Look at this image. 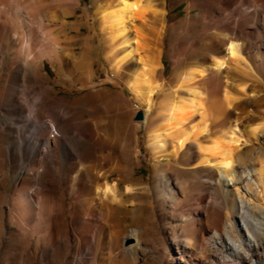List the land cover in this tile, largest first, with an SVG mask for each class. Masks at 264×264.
Wrapping results in <instances>:
<instances>
[{
    "label": "bare ground",
    "instance_id": "6f19581e",
    "mask_svg": "<svg viewBox=\"0 0 264 264\" xmlns=\"http://www.w3.org/2000/svg\"><path fill=\"white\" fill-rule=\"evenodd\" d=\"M92 1L98 32L88 25L91 35L81 38L84 22L67 23L79 0H0V264H123L118 248L130 264L148 248L157 255L166 251L170 261L158 257L159 264H172L174 247L161 238L154 242L153 230L131 229L128 235L121 216L134 206L128 199L135 194L129 179L132 153L140 154L141 128L153 161L201 169L205 188L217 196L201 213L198 228L192 221L183 239L173 235L178 258L204 264L202 257L189 261L195 234L199 249L221 252L214 264H264V214L253 213L242 196L237 201L229 190L232 183L237 192L242 188L239 195L261 188L256 197L264 196V90L259 85L264 81V0H188V15L199 13L179 26L200 23L204 49L195 64L189 63L196 67L180 75L173 95L159 96L165 112L154 121L155 96L162 90L156 76L167 31L164 11L156 0ZM97 34L108 77L121 80L142 111L143 119L134 117L139 123L132 130L112 123L118 113L100 110L96 94H89L87 107L79 99L52 96L58 92L55 86L72 87L73 81L96 88L97 59L91 57ZM148 51L157 54L152 61L143 56ZM45 62L56 74L54 81ZM248 145L251 154L244 158ZM120 183L127 184L125 193ZM153 186L171 199L170 209L177 206L167 172ZM129 237L136 244L124 245Z\"/></svg>",
    "mask_w": 264,
    "mask_h": 264
},
{
    "label": "rangeland",
    "instance_id": "374dc122",
    "mask_svg": "<svg viewBox=\"0 0 264 264\" xmlns=\"http://www.w3.org/2000/svg\"><path fill=\"white\" fill-rule=\"evenodd\" d=\"M241 0H236V3H240ZM105 0H98V4H105ZM156 3L159 5L158 7L164 11L165 15V23L167 26L166 35L163 41V50L158 59L160 63V68L158 69L157 74V81L162 83V90L161 92L155 96L166 98L165 100L170 98L173 95L174 88L178 83L180 75L183 71H186V68H191L195 62V56L199 54V51L204 49L203 37H202V30L200 23H190L189 26H179L182 22H184L188 17H193L199 13V10L191 11L190 15L187 12V5L188 0H156ZM96 11V6L92 0H79V6L77 13L68 19V25L77 24L81 21L84 22L85 26L81 32V38L86 37V35L92 33L89 30L88 25L91 26L93 29L97 30V22H94V13ZM89 13V16H87ZM198 24V25H197ZM98 32V30H97ZM76 33H73L75 35ZM196 43V46L193 44ZM101 44V40L99 34H97L95 39V47L96 53L91 57L93 60L97 59L95 62V70L94 74L95 77L92 83L96 84V88L91 90L85 88L86 83L83 84L81 81H73L72 87L67 85H57L55 89L58 91L57 93H53L52 96L56 98H62L67 100H74L79 99L85 107L90 105L89 101V94H96L98 95L97 103L99 104L100 110H108L109 112H116L118 116L115 118L112 123L117 125H127L128 127H135L139 122L134 121V117L136 113L139 111L135 108V101L131 98L129 91L123 85L121 80H111L108 76V67L104 63L103 59L100 56V48L98 47ZM77 46H80L78 44ZM77 46L75 48L77 49ZM79 52V50H76ZM155 51H148L143 54V56L150 61H152ZM149 55V56H148ZM157 56V54H156ZM148 57V58H147ZM190 62L194 64H189ZM192 67V68H194ZM44 70L49 74V76L54 81L56 78V74L53 71L51 65L48 62L44 63ZM189 70V69H188ZM91 79H87L90 81ZM260 86L264 90V81H260ZM87 87V86H86ZM71 88V89H70ZM70 89L71 92H63V90ZM121 96L122 100H118ZM262 99H264V91L261 93ZM157 99L159 103L156 105L153 117L151 118L153 121L160 117L165 111L160 104H163L164 99L160 98ZM160 100L162 102H160ZM113 103V104H112ZM121 103V105H120ZM119 104V105H118ZM118 105V106H117ZM261 109L264 110V100L263 104L260 106ZM253 107H250L248 110L251 111ZM164 111V112H163ZM142 112V111H141ZM156 118V119H155ZM252 115L249 116V119H253ZM195 120H199L195 117ZM259 123L260 121L256 119ZM218 130V128H217ZM210 133L209 136H213L214 132ZM138 146L140 147V154L138 157L135 153H132V176L129 179V185L134 186L135 194L131 197H128L129 200L134 202V206L123 209L121 216H125L123 223L127 224V229L125 230L128 235L130 234L131 229H140L142 231L146 230H153L155 231L156 235H154V242H159V238L164 239L166 245L171 246L174 251V260L172 264H184L179 258L178 253L176 252L175 245L172 242L173 235H177L181 239H183L185 235V230L188 228L193 221V224L196 225L198 228L200 223H202V219L200 218L201 213L206 211V206L214 205L217 200V196L214 191L211 189L208 191L203 184V179L201 176L204 174L201 169H191L188 165L180 164L176 161L168 162V161H153L151 156L148 153V149L146 146V139H147V132L144 129H139L138 133ZM204 135V134H203ZM263 138L260 139L262 141V148L264 149V132L261 134ZM136 138H133V144L136 146ZM134 149V148H132ZM252 149L251 146H247L242 151L243 157L247 158ZM118 156V153H115V157ZM163 172H167L169 177H171L173 181V190L175 198L177 201V206L173 209H170V204L172 203L171 199L166 196L165 191H162L158 188L153 186V181L156 179L160 174ZM254 180V179H253ZM248 181H250V177H248ZM229 186V190L235 196L237 201L242 199L247 202L249 205L250 210L253 213H260L262 208L260 206V199L264 198L256 197L261 188H255V194H250L249 192L243 195H239L242 193V188L239 189L237 192L238 186L235 184ZM125 183H120L119 189L121 193L126 192ZM254 186V185H252ZM154 187V190L152 189ZM239 193V194H238ZM216 199V200H215ZM260 200V201H259ZM214 201V202H213ZM258 203H257V202ZM144 205V208H142ZM150 206L152 209L147 208ZM225 207V206H224ZM138 209H142L140 213L137 211ZM196 209L199 212L197 217L193 215L188 216V214L192 213V211ZM152 210V212H151ZM227 209L224 208L223 210V224H229L226 221L227 216ZM150 212L153 214L154 217L150 218ZM149 218V219H148ZM206 223V222H205ZM261 229H264V217H261L260 220ZM209 226L211 225L209 222L207 223ZM230 228V226H229ZM155 229V230H154ZM158 231V232H157ZM160 232V234H158ZM212 233L207 234V237L211 236ZM194 237V241L191 239ZM198 235H191L189 247L191 256L189 258L190 262H197L199 257L204 259V264H214L212 260H216V257L221 258L222 254L220 252L216 254H212L210 249H199L196 242L199 241ZM153 238V239H154ZM136 240L134 238L129 237L124 241V245H133L136 244ZM135 242V243H134ZM200 242V241H199ZM264 242V239H262ZM142 244V243H141ZM145 245L142 244V247ZM197 247V248H195ZM198 249V250H197ZM200 250V251H199ZM140 251V250H139ZM149 251V252H148ZM168 251V250H167ZM205 251V252H203ZM117 254V259L122 261L123 264H130L129 258H123L119 254V248L115 251ZM148 255H147V254ZM151 254V255H150ZM151 253L150 248L147 249L145 252H139L138 258L139 260L136 264H159L158 257H167V260L171 259L169 253L166 251L163 253L159 252V254ZM260 256L263 258L264 253H260ZM156 257V258H155ZM169 257V258H168ZM161 259V258H160ZM249 261V259H246ZM158 261V262H157ZM170 261V260H169ZM56 262L55 264H57ZM200 264V263H199ZM220 264V263H217ZM226 264H239L238 261H230L227 260Z\"/></svg>",
    "mask_w": 264,
    "mask_h": 264
},
{
    "label": "water",
    "instance_id": "95a60500",
    "mask_svg": "<svg viewBox=\"0 0 264 264\" xmlns=\"http://www.w3.org/2000/svg\"><path fill=\"white\" fill-rule=\"evenodd\" d=\"M143 119V115L141 112H137L136 116H135V120L136 121H141Z\"/></svg>",
    "mask_w": 264,
    "mask_h": 264
}]
</instances>
